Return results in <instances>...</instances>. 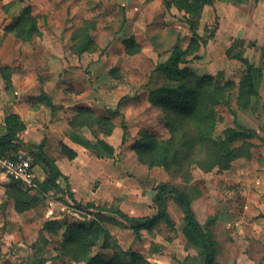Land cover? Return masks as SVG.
<instances>
[{
	"label": "rangeland",
	"instance_id": "rangeland-1",
	"mask_svg": "<svg viewBox=\"0 0 264 264\" xmlns=\"http://www.w3.org/2000/svg\"><path fill=\"white\" fill-rule=\"evenodd\" d=\"M170 1L0 0V51H7L2 54L5 63L12 61L18 67L29 61L39 73L42 85L49 65L66 64V68L57 72L67 81L66 95L76 92L88 102L99 100L98 106L103 109L107 104L106 108L112 112L109 119L116 122L113 133L118 128L116 145L121 149L115 161H126V166L136 162L143 165L145 174L140 173L141 178L150 181L147 186L152 191L162 184L182 182L174 171L141 164L135 150L137 143L143 141L144 133L158 141L171 137L165 112L146 100L152 90L171 82L162 72L156 71L158 64L164 63L173 52L181 51L186 61L180 66L183 71L199 77L212 76L219 84L233 81L238 87L245 75V65L228 55L232 48V55L243 52L252 63L264 69V8L256 6L258 0H214V7L205 6L203 10L197 36L186 23L189 15ZM23 5L32 7L39 32L24 42L3 34L7 25L15 23L10 24ZM240 30L246 33L247 38L238 36ZM194 37L200 45L199 50L191 43ZM240 39L244 40L243 44L238 42ZM75 45L86 51L82 55L74 54L72 48ZM197 54L203 59L191 61ZM236 98L231 109L217 108L214 137L223 136L227 128L234 127L254 132L257 137L252 141L257 147L264 146V78L258 96L253 98L249 108L238 106ZM128 99H132L131 102ZM122 123L126 124L128 131L125 144L121 140ZM245 160L241 158L235 167L242 170L249 167L248 170L254 174L251 160L243 163ZM131 169V175L128 169L126 171L131 180L121 184L120 188L134 193L138 178L136 180L134 167ZM189 169L192 174L200 170L196 166ZM124 201L121 196L104 207L121 210L119 205ZM12 203L7 196L0 194V264H86L85 260L65 255L61 245L68 225L90 226L94 219H98L113 237L109 240L110 249L103 248L100 240L89 250V257L100 255L110 261L121 252L139 253L151 264H157L151 259L156 250H161L155 243L157 235L168 245L163 246L164 252L171 257L167 264H180L196 257V252L190 250L185 241L184 221L176 223L178 228L172 234L169 229L171 216L146 233L147 238L137 239L130 228L124 226L126 222L112 212H103L99 217L93 209L85 212L73 202L71 205L64 199L55 197L54 200L48 196L39 206L25 213H19ZM143 203V206L137 204L143 211L156 207L153 201ZM50 211L54 214L49 217ZM214 215L216 217L213 212L211 216ZM52 217L57 219L51 221ZM117 234L122 236L118 238Z\"/></svg>",
	"mask_w": 264,
	"mask_h": 264
},
{
	"label": "trees",
	"instance_id": "trees-1",
	"mask_svg": "<svg viewBox=\"0 0 264 264\" xmlns=\"http://www.w3.org/2000/svg\"><path fill=\"white\" fill-rule=\"evenodd\" d=\"M164 1L171 3L170 0ZM172 4L189 15L186 23L197 36L196 31L205 6L214 7L215 1L172 0ZM37 21L33 15L32 7L27 6L20 12L15 23L7 26L5 31L12 34L17 40L29 41L39 34ZM74 38L76 39V37ZM235 42L236 40H234ZM238 42L243 44L244 40L240 39ZM191 43L199 50L200 45L195 37ZM72 50L76 55H82L86 51L85 48L77 45ZM232 52L231 48L228 55L245 65V75L238 87L233 81L219 84L214 81L212 76L199 77L183 71L180 66L186 61L183 59L181 51L173 52L164 63L158 64L156 68V71L162 72L171 82L152 90L148 100L152 105L160 107L165 112L166 126L171 131V137L165 141H158L144 133L143 141L137 143L135 150L141 164L150 168L159 166L164 167L167 171H174L180 175L182 182L176 185L162 184L156 187L153 201L157 207L155 214L144 218H131L119 209L97 207L94 204L82 205L73 199L74 205L85 212H90L93 209L99 217L103 212L117 214L126 222L137 239H141L143 230L151 232L168 219L166 198L173 197L185 212L183 234L188 244L199 251L194 263L184 261L180 264H215L217 241L213 225L216 222V217H210L205 226L198 222L192 208L193 200L198 196V192L193 185V171L189 168L196 166L204 173H211L214 170L223 172L231 169L233 163L238 159H252L253 149L257 147L252 140L257 135L248 130L229 127L223 132V136L215 138L213 134L216 127V112L218 107L231 109L232 102L236 97L238 106L249 108L253 98L258 96L259 86L264 78V69L252 63L243 55V52L236 55H232ZM202 59L203 56L197 54L192 57L191 61ZM0 70L4 79L10 84L8 69L1 67V60ZM237 89L238 94L236 95ZM44 96L43 94L42 97ZM6 124L7 132L0 135V159L12 157L19 150L25 149L33 158V166L40 165L47 175L45 181L38 185L35 194L30 190L24 191L21 187L22 184L13 180L12 184L7 187L6 195L9 201L15 203L19 213H25L39 206L51 190H60L58 181L60 178L66 179V177L56 162L44 152V142L39 144L36 150L22 144L19 134L24 131L25 124L19 116L9 115ZM71 125L78 128H89L95 138H98L99 134L109 136L114 130V123L110 121L109 117L98 116L91 108L87 107L78 110ZM122 128V144H125L128 132L125 123H122ZM82 145L94 150L100 157L112 158L115 153L114 148L102 140H98L96 144L83 141ZM62 149L70 159L76 156L75 152L66 146L63 145ZM69 196L73 198L71 193ZM112 237L108 229L98 219H94L90 226L68 225L61 246L65 250V255H71L77 260H85L86 264H151L148 258L139 253L123 254L121 252L110 261L100 255L89 257V250L100 240L103 241V248L110 249L109 240Z\"/></svg>",
	"mask_w": 264,
	"mask_h": 264
},
{
	"label": "crops",
	"instance_id": "crops-1",
	"mask_svg": "<svg viewBox=\"0 0 264 264\" xmlns=\"http://www.w3.org/2000/svg\"><path fill=\"white\" fill-rule=\"evenodd\" d=\"M27 6L30 5H23L21 11ZM256 6L263 9L264 1L258 0ZM5 8L4 6V11ZM19 14L10 24L17 19ZM239 32V37L247 38L245 32L241 30ZM3 34L14 37L6 31ZM3 51H0L1 67L8 69L10 84L4 79L0 70V135L7 132L6 119L14 114L19 116L25 124L24 131L19 134L22 144L36 150V147L44 142V152L56 162L66 177L58 181L60 190H51L46 196L54 200L55 197L64 199L71 205L74 199L82 205L94 204L96 206L111 204L123 196L125 201L120 203L119 207L129 217L144 218L155 214L156 207L143 211L137 206V204L143 206V202L154 201L156 195L155 190H148L149 185L147 184L150 181L141 178V175L145 174L143 165L136 162L126 166V161L121 163L115 161L121 152L120 147L118 149L116 145L118 128L116 127L113 135L99 134L98 138H95L89 128H78L71 125L78 110L84 107L91 108L98 116L109 117L112 112L109 107L106 108L107 104H103L105 107L103 109L98 106L101 103L99 100L88 102L76 92L66 95L67 81L57 73L60 69L66 68V64L59 62L57 65H49V69L44 72L47 78L42 85L39 81V73L33 64L27 61L16 67L12 61L5 63ZM4 52L7 53V51ZM59 55V57L62 56L61 53ZM73 84L75 85V82ZM43 94L44 97H42ZM131 100L128 99L129 102ZM98 140L114 148L115 153L112 158L100 157L94 150L82 145L83 141L96 144ZM63 145L75 152L76 156L73 159L63 152ZM121 147L124 148L122 144ZM239 161L240 159L236 160L231 169L223 172L214 170L211 173H204L196 170L193 174V185H195L198 196L193 200L192 208L202 226L206 225L210 217H215V215L211 216L213 212L216 214V222L213 225L217 241L215 264H264V146L258 145L253 150L251 164L255 169L254 174L253 171L248 170L249 167L247 170L235 167V163ZM133 167L136 180L138 178L136 181L138 187L134 193H131L129 190H122L120 185L127 184L126 182L131 180V177L126 175V171L128 169L129 175L133 174L131 169ZM33 172L35 185L21 187L35 194L38 185L45 181L47 175L38 164L34 165ZM11 184L12 179L0 169V194L5 198L6 189ZM70 193L73 198L69 196ZM150 198L151 201H149ZM166 204L167 214L171 216V225H167L174 234L178 228L176 223L184 221L185 212L173 197H167ZM12 205H15L14 202ZM53 205L55 206L52 204V207ZM52 214L54 211L49 212V217ZM56 219L52 217L50 220ZM148 232V230H143L141 238H147L145 235ZM117 236L120 238L122 235L117 234ZM165 241H161V236L157 235L155 243L161 247V250H156L152 258L150 257L157 264H167L171 258L164 252L166 249L163 246H168ZM185 241L198 257L199 251L188 244L186 237ZM196 257H190L191 262L194 263Z\"/></svg>",
	"mask_w": 264,
	"mask_h": 264
},
{
	"label": "built area",
	"instance_id": "built-area-1",
	"mask_svg": "<svg viewBox=\"0 0 264 264\" xmlns=\"http://www.w3.org/2000/svg\"><path fill=\"white\" fill-rule=\"evenodd\" d=\"M33 158L29 151L22 149L12 157L0 159V169L13 181L24 187L35 185Z\"/></svg>",
	"mask_w": 264,
	"mask_h": 264
}]
</instances>
